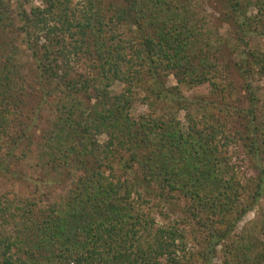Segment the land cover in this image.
<instances>
[{
    "label": "trees",
    "instance_id": "obj_1",
    "mask_svg": "<svg viewBox=\"0 0 264 264\" xmlns=\"http://www.w3.org/2000/svg\"><path fill=\"white\" fill-rule=\"evenodd\" d=\"M40 2L19 49L0 0V178L26 188L0 192V264H264V206L237 232L264 197V0ZM142 92L162 114L133 113ZM153 184L190 215L160 226Z\"/></svg>",
    "mask_w": 264,
    "mask_h": 264
},
{
    "label": "rangeland",
    "instance_id": "obj_2",
    "mask_svg": "<svg viewBox=\"0 0 264 264\" xmlns=\"http://www.w3.org/2000/svg\"><path fill=\"white\" fill-rule=\"evenodd\" d=\"M76 3L79 0H74ZM245 2H252L254 3L256 0H244ZM10 4H11V13L10 16L12 17L10 20L13 21L14 23V27H12L10 30L7 31L6 35L4 36V40H5V44H10L13 46L14 45H18L20 48L22 49L23 46L21 44L22 41V37L19 33H21V29L23 28L24 22L22 21V17H21V13L20 11H27V13H29L31 11V7L32 6H41V2L40 0H31V2L26 3L25 0H10ZM209 5L207 2L204 3L203 7H206L208 12L212 15H214L216 18L219 17L218 14H216L215 12L212 11V9L207 6ZM20 7H22V9L20 10ZM20 13V14H19ZM253 13L250 10V14ZM256 13V10L254 12V14ZM214 28H216V30L221 33L224 37L226 38H231L234 35V28H231L229 26H223L217 22H214ZM15 38H17L18 40H16ZM224 54H227L226 51H224ZM30 55L29 54H24L21 55L20 58V63L21 65H24V68H22V72L23 73H29L30 69H29V63H30ZM231 60L234 59V57L232 56L230 58ZM224 64L226 65V61L224 60ZM87 64L86 63H79L78 65L74 66V75L76 76L77 73L78 75H86L88 68H87ZM76 73V74H75ZM31 79V78H29ZM167 83L170 86H176L177 85V81L174 77V75L169 76V78L166 79ZM53 82H57V80H54ZM256 88L260 87L261 91L259 92V97L261 99L262 102H264V81L261 82H256L255 84ZM123 86L119 83L114 84L111 87V91L114 93H119L121 92ZM34 96L37 97L36 99H41L42 95L40 92H34ZM189 97H191V93L189 94ZM138 104L135 105V108L133 110V113L135 115H139V114H149V115H155L158 116L160 114L163 113V109H164V105L163 103L159 102L156 103L154 108H150L148 102H150L152 104L153 107V103H154V99L152 100L151 98L148 97V95L145 92H142L139 94L138 98ZM145 99L148 101H145ZM38 107V103H35V101H33V104L31 105L32 110H35ZM44 117V115H43ZM179 117L182 121H185V117H186V112L182 111L179 114ZM35 133L37 135H40L42 133V131H47L46 126L42 124V122H37V125H35ZM231 128V125L228 127V129ZM234 132V131H232ZM105 138L101 137L100 140L103 141ZM237 140V138H236ZM238 141V140H237ZM239 148L240 145L237 144V142L233 145V148L231 149V156L233 157L234 162L237 161L238 162V158H239ZM247 164V163H246ZM120 164L117 163V167ZM262 165V164H261ZM264 167V166H263ZM246 168V167H245ZM244 168V169H245ZM245 173L248 174V177H250L253 173V170L251 167H249V169H245ZM136 171V169L134 170ZM122 172V171H121ZM80 176V174H78ZM141 179L143 180V177H141ZM141 180V181H142ZM24 184L20 185L18 182H13V180L9 177L6 178H0V192L5 194H8L10 197H13L14 195L21 193V194H26V188L23 186ZM143 195L145 196V198L147 199V201H149V206H148V210L151 211L152 215L155 217V219L157 220L158 224L160 226L163 225H168L170 223H174L177 220H181L185 217H188L189 211L188 213L187 208H188V203L185 200V198H183L179 193H175V194H171L168 192L167 189L163 188L162 186H159L158 184H153V186L149 187V189L144 188L143 191ZM57 193V191L54 192V194ZM53 194V196H54ZM260 205L264 206V197L260 200L258 206H256L254 208V211L250 212L239 224L237 227V232L240 233L246 226H248V224L251 223V221L254 220L255 215L257 214V210L259 209ZM193 223V222H192ZM213 264H220V262L218 261H213Z\"/></svg>",
    "mask_w": 264,
    "mask_h": 264
}]
</instances>
